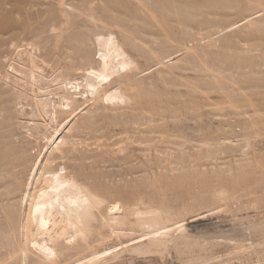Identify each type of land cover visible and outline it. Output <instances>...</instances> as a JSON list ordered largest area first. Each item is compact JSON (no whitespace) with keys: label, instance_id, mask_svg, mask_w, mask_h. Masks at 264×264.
I'll list each match as a JSON object with an SVG mask.
<instances>
[{"label":"rangeland","instance_id":"374dc122","mask_svg":"<svg viewBox=\"0 0 264 264\" xmlns=\"http://www.w3.org/2000/svg\"><path fill=\"white\" fill-rule=\"evenodd\" d=\"M108 35L133 66L92 90ZM52 155L91 201L45 258L20 196ZM0 166V264H264V0H0Z\"/></svg>","mask_w":264,"mask_h":264},{"label":"bare ground","instance_id":"6f19581e","mask_svg":"<svg viewBox=\"0 0 264 264\" xmlns=\"http://www.w3.org/2000/svg\"><path fill=\"white\" fill-rule=\"evenodd\" d=\"M98 44L103 46V50L99 51V68L94 69L90 62H85L84 67L78 68L86 75V87L92 90L101 89L102 84H111L110 80L114 76L133 66L132 60L122 51L114 36L100 38ZM116 80L117 77L113 81ZM121 96V91L114 88L106 94V100H118ZM64 98L70 113V109L75 106V103L73 107L72 104L78 96L72 91ZM56 159L54 155L49 156L46 165L43 162L40 167H37L38 163H34L24 180L25 189L21 186L22 218L24 228L28 232L25 234L29 235L28 241H31L45 258L57 256L59 245L63 247L71 242L75 243V231H77L75 211L81 210L91 201V194L82 189L75 180V172L70 170L68 161L56 163ZM0 168L2 169L1 166ZM2 170L5 172L6 168ZM26 171L23 172L22 177L26 176ZM115 208L116 205H112L109 211H114ZM30 226L32 229L35 226V232H32Z\"/></svg>","mask_w":264,"mask_h":264}]
</instances>
